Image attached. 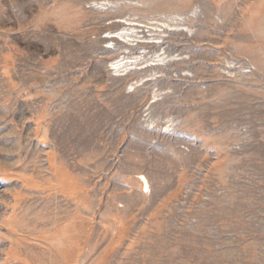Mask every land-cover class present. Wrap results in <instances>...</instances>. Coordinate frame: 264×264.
<instances>
[{
  "label": "rangeland",
  "instance_id": "obj_1",
  "mask_svg": "<svg viewBox=\"0 0 264 264\" xmlns=\"http://www.w3.org/2000/svg\"><path fill=\"white\" fill-rule=\"evenodd\" d=\"M0 264H264V0H0Z\"/></svg>",
  "mask_w": 264,
  "mask_h": 264
},
{
  "label": "bare ground",
  "instance_id": "obj_2",
  "mask_svg": "<svg viewBox=\"0 0 264 264\" xmlns=\"http://www.w3.org/2000/svg\"><path fill=\"white\" fill-rule=\"evenodd\" d=\"M109 3L108 4H110V1H108ZM107 4V3H106ZM106 4H102L101 5V8L103 9L104 7H105V5ZM99 5V4H98ZM175 16H177V15H175ZM173 17V16H172ZM171 19V21H177V18H175V17H173V18H170ZM166 23H167V21H166ZM166 23H164V24H166ZM178 24H181V23H177V25ZM170 25H175V24H170ZM134 27L133 28H135L136 27V25H133ZM130 32V31H129ZM129 32L128 31H126L125 30V28H123V31L122 32H120L119 34H118V36L120 35V36H125V37H131L130 36V34H129ZM106 37V36H105ZM117 36L116 35H111V36H109V38H116ZM157 43V42H156ZM143 56H145V55H143ZM166 61V57H163V58H159L158 59V64H156V65H160L159 63H164ZM115 62V61H114ZM132 65V64H131ZM154 65V64H153ZM113 66H114V68H116V69H120V68H127V66H128V64H127V62H124L123 60H121L120 62H115V63H113ZM143 67V66H142ZM142 67H141V69H142ZM134 69H139L138 68V66L136 67V66H134V68L132 69V70H134ZM144 178V184H146V187L148 188L149 187V184H148V182H147V180H146V178L145 177H143Z\"/></svg>",
  "mask_w": 264,
  "mask_h": 264
}]
</instances>
